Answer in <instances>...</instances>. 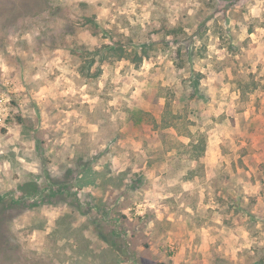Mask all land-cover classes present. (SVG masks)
<instances>
[{
  "label": "clouds",
  "instance_id": "9594fccd",
  "mask_svg": "<svg viewBox=\"0 0 264 264\" xmlns=\"http://www.w3.org/2000/svg\"><path fill=\"white\" fill-rule=\"evenodd\" d=\"M0 264H264V0H0Z\"/></svg>",
  "mask_w": 264,
  "mask_h": 264
}]
</instances>
